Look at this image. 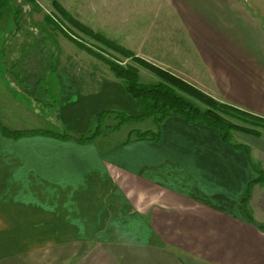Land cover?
Returning a JSON list of instances; mask_svg holds the SVG:
<instances>
[{
    "label": "crops",
    "instance_id": "1",
    "mask_svg": "<svg viewBox=\"0 0 264 264\" xmlns=\"http://www.w3.org/2000/svg\"><path fill=\"white\" fill-rule=\"evenodd\" d=\"M165 1L167 12L181 15L168 40L186 49L174 54L170 45L163 54L159 27L136 39L141 48L129 45L125 25L105 35L216 99L264 117V51L248 47L254 17L231 0H183V8ZM219 30L231 56L218 43L219 50L207 45L208 34ZM6 57L0 52V105L16 109L7 102L17 85ZM58 81L59 119L74 133L92 129L102 111L145 112L113 76L96 83L64 73ZM147 120L153 129L132 128L125 138L114 136L122 126L105 129L85 143L0 132V264H264V231L238 205L257 163L263 182L250 187L247 208L264 225V134H249L246 154L213 128L177 116L158 126ZM131 130L160 135L125 141Z\"/></svg>",
    "mask_w": 264,
    "mask_h": 264
},
{
    "label": "rangeland",
    "instance_id": "2",
    "mask_svg": "<svg viewBox=\"0 0 264 264\" xmlns=\"http://www.w3.org/2000/svg\"><path fill=\"white\" fill-rule=\"evenodd\" d=\"M58 1L60 2L62 7H64L73 15L74 18L90 26L94 30H99L103 33L105 31L106 33L104 34L110 33L114 35L119 31L117 28L120 26V24L125 25L128 29L127 32L129 33L127 40L130 41L129 45L131 47L141 48L140 44H138L137 46L136 39L142 35L147 36L149 34H152L153 30L159 27L160 29L158 31L162 34L163 44L166 47L162 49L163 54L168 51V49H170V45L171 49L174 50V54L178 53V51L176 50L177 47L186 49V47L178 46V42H174V39L173 41L168 40V38L171 40L174 37L175 32L172 31V28L175 29L177 27V24L180 22L178 20V17L181 15L179 14V12H175L173 10L167 12V2L165 0ZM174 1L177 3V6H181V8H183V0ZM231 1L234 4L243 7L244 10L248 12V14L254 17V20L256 22V31L254 32V34L253 32L249 34V49L252 52L264 51V32L261 33V29L264 30V0ZM174 9L177 10L175 7ZM13 13L14 5L11 0H7L6 2L0 0V52L3 45H5V55L7 56L6 60L8 67L12 68L13 63L15 64V62L18 61V66L13 68L14 71H18L20 67L23 73L29 75L25 78V81H27L28 83H34V81L37 79L38 73L41 72L40 70H42V68L46 66L44 56L41 53L39 54V52H37V50H39L41 47L37 46V44L39 43H37L36 41L39 40L38 38H34L35 36L37 37L36 34L39 35L41 33H37V31H35L36 33H31V31L26 30L27 27H29V24L27 25L25 24V22L23 26H21V29L23 30L17 33V35L21 36L20 39L17 40V37H15V35L13 34L12 37L8 35L7 39L5 40L6 35L13 27ZM44 14H51L53 16L57 15L56 11L51 5V0H36V7L30 10L29 17L31 18V21L37 23L38 27L43 29L45 33H49L51 40L55 43L56 49L55 55H49L51 75L49 78L46 76V78L42 82V84L48 85L49 87V95H47L46 97H50L47 102L51 105H44V100H40L37 102L36 100L34 101L29 97L22 95L23 93L20 92L18 88H16L15 93L9 92L10 100L7 99V102L9 103L10 101H14L16 109L12 107L13 105L11 102L8 109H5L3 105L2 107L0 105V122H2L3 125L9 127L10 129H56V126L54 125L55 119L53 111L59 105L57 101L58 95L56 93V90L62 85L61 81H58V79L64 73L69 74L72 78L79 77L83 79L86 76L91 77L92 82L93 80H95L96 83L97 80L101 78V76H103V78H105L106 75L114 77V75L108 69V66L104 62L92 56L85 50L78 48L75 44L65 38L59 31L49 29L48 26L43 22L42 18ZM25 18L28 19V16L25 15ZM198 20H201V22L209 26V24L206 22V18H203V20L198 18ZM61 23L63 24V27H65L69 32L75 34L76 36H82L79 31L71 28L69 23L64 21H61ZM214 34H216L217 36H215ZM125 38L126 36L123 35L121 39L127 41ZM19 40H22L23 43L27 42V44L33 45L32 48H26L27 44L23 45L22 43V47L25 49L23 51V55L17 52V50L20 48ZM89 41L96 44L94 40ZM207 41V45L209 47L215 46L216 50H219V47H216V44L218 43L221 46L220 48H223L224 55L231 56V50L228 51L230 41L225 33L221 34V31L219 30V32L216 31V33L208 34ZM179 44L181 45L182 43L179 42ZM95 46L101 50L105 49L101 44H96ZM104 51L106 57L115 58L116 62H118L119 64H131L136 67L139 71V77L142 82L155 83L158 81V78L155 74L135 63L132 59L125 58L110 49H106ZM238 52L239 54H241V56H249L248 52L244 50H238ZM257 66L259 65L257 64ZM205 79L207 80L206 76ZM119 82L122 83L120 79ZM3 88H5V85L0 80V90ZM213 93L214 96L222 95L216 90ZM73 99L77 100V96H75ZM220 101L228 103L227 101L222 99H220ZM114 123L115 120L112 117L107 119L105 122V124ZM132 128H137L139 130L153 129V124L150 120H147L143 123H126L122 125V127L116 133H114V136L116 138H125L128 131ZM260 132L261 134H264V128L260 130ZM107 133L111 132L108 131ZM233 137L235 141L241 143H247V140L251 139V136L249 134L241 132L234 134Z\"/></svg>",
    "mask_w": 264,
    "mask_h": 264
},
{
    "label": "trees",
    "instance_id": "3",
    "mask_svg": "<svg viewBox=\"0 0 264 264\" xmlns=\"http://www.w3.org/2000/svg\"><path fill=\"white\" fill-rule=\"evenodd\" d=\"M3 1L6 2L7 0ZM11 2L14 5L13 31L11 28L5 40L8 35L12 37L13 34L17 37V40L20 39L21 36L17 35V33L23 30L21 26L26 22L25 24H29L26 30L31 31V33L35 31L41 33L39 35L36 34L37 37L35 36L34 38H38L39 40L36 41L39 43L37 46L41 47L37 52L44 56L46 66L40 70L41 72L38 73L34 83L25 81V78L29 75L23 73L20 67L18 71H14L13 68L18 66V61H16L15 64L13 63L12 68L9 70V75L13 81L16 82L17 88L23 93L22 95L34 101L36 100L37 102L44 100V105H51L47 102L50 97H46L49 95V87L48 85L42 84V82L46 76L49 78L51 75L49 55L56 54L55 43L51 40L49 33H45L44 30L39 28L37 23L31 21L29 17L30 10L36 7V0H11ZM51 5L57 15H43V22L48 28L59 31L78 48L85 50L104 62L114 77L122 81L125 91L137 104L144 108L145 112L138 116H132L119 110L102 111L94 115L93 122L95 126L92 129L84 134H77L67 129L61 123L57 106L53 111L55 119L54 125L56 126L55 130L47 128L9 129L0 122L1 134L13 139L30 135H46L63 140H74L76 142L85 143L100 135L103 130H117L125 123L143 122L147 119H151L153 123L158 126L165 117L177 116L187 121L217 130L225 145L243 150L246 154H249V147L246 144L235 141L233 135L240 132L253 136L260 135V130L264 128V117L253 114L235 105L220 101L170 70L155 65L136 55L132 50L107 37L103 32L94 30L90 26L74 18L68 10L61 6L58 0H51ZM25 15L28 16V19L25 18ZM61 21L69 23L70 27L79 31L82 36H76L69 32L63 27ZM22 40H19L20 48L17 50L21 55L24 54L23 51L25 50L22 46L27 44V42L23 43ZM89 40H94L96 44H101L104 46V50L110 49L125 58L132 59L135 63L155 74L158 81L155 83L142 82L136 67L131 64L122 65L116 62L115 58L106 57L104 54L105 51L97 48L95 46L96 44L91 43ZM32 46V44H27L26 48H32ZM5 47L6 46L3 45L1 49L4 55L6 54ZM110 117L116 122L114 125L104 126L105 120ZM159 133L158 131L154 132L152 130H131L125 141H129L132 138H148L156 141L159 138ZM252 165L254 166L256 177L249 182L245 191L239 197L238 205L241 211L247 215L248 220L258 229L264 231V225L254 220L247 208L250 198V187L255 183L263 182V171L260 165L257 163H252Z\"/></svg>",
    "mask_w": 264,
    "mask_h": 264
}]
</instances>
